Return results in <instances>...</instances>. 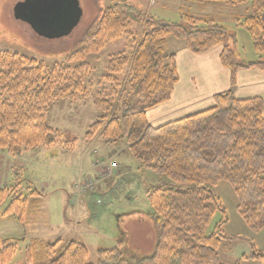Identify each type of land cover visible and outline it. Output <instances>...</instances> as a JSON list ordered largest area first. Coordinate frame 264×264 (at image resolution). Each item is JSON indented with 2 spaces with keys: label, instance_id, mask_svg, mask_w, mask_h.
Returning <instances> with one entry per match:
<instances>
[{
  "label": "trees",
  "instance_id": "1",
  "mask_svg": "<svg viewBox=\"0 0 264 264\" xmlns=\"http://www.w3.org/2000/svg\"><path fill=\"white\" fill-rule=\"evenodd\" d=\"M192 1L199 6L212 1L248 3L249 13L236 25L245 28L253 49L264 53V0ZM181 19L156 20L129 0H112L85 31L80 46L62 61L45 64L16 51H0V150L15 154L58 144L72 149L74 139L63 140V133L48 125V110L56 101L92 95L99 113L85 139L99 135L107 143L122 140L140 167L174 183L147 192L156 233L149 255L137 256L118 241L110 249H98L91 263L79 241L31 238L22 264H222L219 225L206 232L214 212L221 211L225 222L224 208L212 189L221 181L232 186L244 221L264 220V101L259 96L239 99L233 93L236 71L264 70V61L238 60L229 34L215 20L189 13H182ZM133 24L143 27L138 37ZM124 34L132 37L131 50L111 54L104 70L85 61ZM169 37L182 39L194 53L220 45L219 60L231 72L230 87L215 94L211 106L152 126L147 111L167 102L179 79L175 54L165 49ZM7 197V189L0 188V206ZM25 208L26 199L16 194L2 214L22 222ZM16 251L15 243H6L0 248V264H7ZM252 257L264 264V251Z\"/></svg>",
  "mask_w": 264,
  "mask_h": 264
},
{
  "label": "rangeland",
  "instance_id": "2",
  "mask_svg": "<svg viewBox=\"0 0 264 264\" xmlns=\"http://www.w3.org/2000/svg\"><path fill=\"white\" fill-rule=\"evenodd\" d=\"M18 1L21 0H0V51H16L51 64L64 60L80 46L85 31L112 0H79L82 17L78 25L70 34L54 39L37 35L27 23L13 16V6ZM129 1L156 20L182 22V13L198 19H213L226 29L230 48L238 60L264 61V53L253 49L245 28L236 25L237 19L242 20L249 13L248 3L233 5L212 1L199 6L192 0ZM131 28L135 37L143 30L141 25L133 24ZM131 40V36L124 34L101 50L85 56V61L97 71L104 70L111 54L131 50ZM181 46L193 57V63L189 71L191 75L187 78L190 64L188 58L184 61L180 57L186 64L183 74L177 69V83L181 81L179 94L176 93L178 97H175L181 99L182 93L186 97L192 96L195 88L201 85L200 79L204 77L201 63L215 58L217 50L213 48L219 47L217 63L222 69L229 70L219 60L220 45L194 53L182 39L169 37L165 49L167 53L175 54L176 67L177 49ZM217 79H221L220 75ZM193 80L198 81L193 84ZM208 82L204 77L202 83ZM98 113L92 95L79 101H56L48 110L47 123L63 133V140L74 139L72 149L58 144L20 150L15 154L0 150V188L8 191V197L0 206V248L9 242L17 246L7 264L23 263L25 247L31 238L49 242L60 239L62 243L71 239L79 241L87 247L91 263L95 262L98 249H110L118 245V241L137 256H146L153 251L156 233L147 192L174 183L164 174L140 167L122 140L107 143L99 135L85 139V131ZM89 182L93 188L86 186ZM212 189L225 211V222L221 223L223 213L216 211L206 230L209 233L219 225L222 236L217 247L219 261L222 264H263L252 255L264 251V220L244 221L237 211V198L229 182H218ZM16 194L26 199L22 222L13 214H2Z\"/></svg>",
  "mask_w": 264,
  "mask_h": 264
},
{
  "label": "crops",
  "instance_id": "3",
  "mask_svg": "<svg viewBox=\"0 0 264 264\" xmlns=\"http://www.w3.org/2000/svg\"><path fill=\"white\" fill-rule=\"evenodd\" d=\"M261 21L264 24V10L261 15ZM213 49L217 50V52H215V58L213 57V59L210 60L207 59L205 62L201 63V65H204L202 70L204 73L203 75L204 77H206L207 80H209V82L202 83L204 77H202L201 79L199 77L198 79H200L201 85L195 88L194 90L195 92H192L193 95L186 97L184 93H182L181 99H179L177 98L178 96L176 95V93H178L177 91H180V88H178L181 81L180 80L179 83L175 85L173 94L169 101L147 111L146 115L150 125L159 126L168 121L178 119L185 115L209 107L213 103L212 96L214 94L229 89L230 87L229 70L222 69L220 65L217 63L216 56L218 55L219 47H215ZM177 51H178L177 69L179 71V74L180 71L183 74L184 66L186 64V62L184 61L188 58V62L190 64V66L187 67V71H188L187 78H188L191 75L189 71L192 68L191 63H193V57L190 56L188 50H183L182 46L179 47ZM209 54H205V56ZM180 57L183 58L184 61L182 59L180 60ZM217 75H220L221 77L219 81L217 79ZM180 79H182V75ZM194 80L192 81V83L196 84L198 80L195 82ZM186 84H190V83H186ZM233 93L234 96L239 99L259 96L264 101V70H258V69L237 70L235 74V86L233 88ZM263 116H264V109H263Z\"/></svg>",
  "mask_w": 264,
  "mask_h": 264
},
{
  "label": "water",
  "instance_id": "4",
  "mask_svg": "<svg viewBox=\"0 0 264 264\" xmlns=\"http://www.w3.org/2000/svg\"><path fill=\"white\" fill-rule=\"evenodd\" d=\"M13 16L39 36L54 39L66 36L82 17L79 0H21L13 6Z\"/></svg>",
  "mask_w": 264,
  "mask_h": 264
},
{
  "label": "built area",
  "instance_id": "5",
  "mask_svg": "<svg viewBox=\"0 0 264 264\" xmlns=\"http://www.w3.org/2000/svg\"><path fill=\"white\" fill-rule=\"evenodd\" d=\"M112 165H114V164H112Z\"/></svg>",
  "mask_w": 264,
  "mask_h": 264
}]
</instances>
